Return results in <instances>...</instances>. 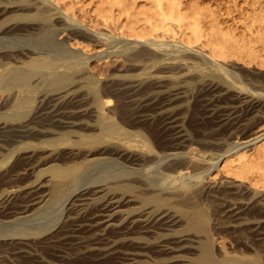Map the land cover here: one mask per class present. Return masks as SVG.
Segmentation results:
<instances>
[{
    "label": "rangeland",
    "instance_id": "1",
    "mask_svg": "<svg viewBox=\"0 0 264 264\" xmlns=\"http://www.w3.org/2000/svg\"><path fill=\"white\" fill-rule=\"evenodd\" d=\"M80 1L84 5L85 13L81 12L77 6L75 7V17L81 19V24L78 26L79 28L72 27L83 32L85 35L84 39L89 42L90 47L88 50H84L83 56L71 58L63 66H56L53 74L48 76V80L41 79L40 83L35 87L33 96L42 93L44 95L63 94L64 98L81 96L80 98L83 100L92 103L90 105L96 110L92 111L94 113L89 111L69 114L70 118L75 120L74 125L58 128L54 126L56 128L54 130L57 131L54 135H50L45 140L37 139V141L31 137L18 136L24 123L33 115L32 112L34 113L33 109L37 103L36 101L29 102L21 109L22 113L25 111L24 116L15 120L10 119L8 121L10 125L7 123L8 129H4L6 126H3L6 114L8 113L7 116L14 114L17 109L12 106V109L5 110V112V107L1 108L0 106V207L3 206L2 209L0 208V227L5 226L4 228H7V225H9L7 230L12 227L15 228L16 223H19L18 221L21 218H23L21 221H24V223L25 220L26 223H34L37 219L51 222L53 220L52 217L58 215L56 216L57 218L54 217L57 222L53 221L55 223L53 227L43 231V234H35L36 236L33 235V237L32 235L31 237L22 236L26 237V240L16 235H1L0 249L6 250H0V264H132L130 260L132 256L137 260L136 264H193L192 257L194 251L196 252L197 250V244H200L202 240L207 238L212 240L216 256L242 257L251 259L252 262L256 261L255 258H260L264 261V189H257L250 185L248 181L225 176L220 171L212 169L214 168L212 165L216 163V159L219 157L218 152L220 153L230 143L248 138L253 132H257L258 129L263 127L264 69L253 65L246 66L233 60L224 62L223 64L226 63V65L221 67L216 62L206 60L203 53L204 49L198 46L185 47L176 39L173 40L170 37H150L141 41L132 38L130 40L125 39L117 33V24L103 25L100 17L88 11V6L86 5L88 0ZM225 1H208L210 2L209 5L214 6V8H211L216 11L217 20L220 22H226L227 18H229L225 8L222 6ZM238 1L240 0H231L232 3L236 4L239 3ZM215 4L217 5L215 6ZM93 23L97 25L94 26ZM89 27L92 29H89ZM93 30H96L98 33ZM54 61L57 63L61 62L56 59ZM17 64L19 62H11L5 68L0 67V75L6 72L4 74L7 76L11 68ZM30 65L37 66L38 68L41 66L43 69V62L39 59ZM4 87L8 88L7 86ZM4 87L2 90L0 89V104L7 101L11 105H15L16 103L12 99L15 94L14 90L12 88L5 89ZM102 98H109L112 102H110L109 112L103 111V108L99 106L100 101L97 102V100ZM106 116H109V118L107 119ZM19 121L22 124H19ZM16 122L18 125L14 124ZM102 122H115L121 126L122 130L127 128L134 131L135 143L138 144L136 145L137 151L148 157V163L144 164L146 166L151 164L150 168H153L152 170H158L154 176L156 174L159 175L160 170V172L163 171L160 174H163L164 177L166 174L173 177L177 175L174 178L181 181V183L176 181V184L173 185L174 190L170 189L172 185H168L170 188L168 186L160 187L162 189L161 194L166 197L169 195L168 198L170 199L173 198L172 202L166 204L167 206H163L162 209L163 211L166 209L168 214L171 212L174 214L177 222L174 223L175 225L173 224L169 229L162 228L161 226L156 229L158 233L131 232L130 225L127 223L128 216H125L123 212L130 206H134L136 204L135 201H129L128 204L118 207L119 209L113 207L114 205L108 206L107 204L108 207L106 206L107 209H105V207H102V201L111 195H107V197L102 198L103 200L99 199L95 203H91L90 199H87L89 202L76 200L77 195L80 194L79 191H82V189H84L82 192L88 190V194L86 193L85 196L90 197L93 192L92 196H94L100 190L96 185H81V188L78 187L76 190H73L72 187V191H75H71L73 194L69 192L66 194L67 196L61 197L63 199H57L59 203L55 201L49 205L50 207L48 205L43 207L45 202L46 204L49 203V201L44 200L48 199L49 196L48 187H50V181L52 180L49 178H53L51 173L46 170L50 165L63 166L79 161L77 164L80 165V170L81 164L85 162L83 159H93L96 157V160L97 158L100 160L103 158L105 160H112L113 158L116 161V157L110 153H105L106 155L104 153L100 155H98L99 153L89 154L87 158L81 157V154L87 150H89L88 152L100 150L103 146H113V143L117 141L116 139L119 137V135L115 137L117 133H112L111 135L105 134L104 136L103 131L100 132V129H94L99 127ZM8 125L9 127L12 126L11 129ZM15 125L17 126L15 127ZM89 125L90 127H88ZM18 127L19 129H17ZM62 128L65 129L61 131ZM94 132L96 133V137L99 138L100 143H92L93 145H89L91 146L89 148V142H86L89 138H84L83 141L79 140L85 137L86 134ZM114 137L116 139H113ZM61 139L64 140L61 141ZM77 139L81 142L74 145ZM47 155L49 156L47 157ZM32 158H36L34 159L32 168L25 167L27 160ZM73 158L77 162L76 160H72ZM22 160L25 161L24 165ZM50 160L52 161L50 162ZM61 160L67 162L64 164ZM139 165L134 166L136 171H142L140 168L145 167V165ZM118 166L122 169L129 168L123 167L122 164ZM136 175H139V173ZM167 175L165 178L170 180L172 177H167ZM45 181L46 184H43ZM167 184L164 183V185ZM178 184L181 185L179 186ZM93 187L97 189L95 188L94 191L92 190ZM151 187L148 189L151 192L157 189V186ZM38 189L41 194H39ZM22 193L25 195L21 197ZM31 195L35 196V198L38 196L39 198L33 200L35 201L33 206L36 209L31 206L32 209H30L33 211L29 209V212L26 211L27 213L23 212V214L19 213V215L15 213L17 214L15 215L12 210H17L16 208H19L21 204L26 203V200ZM24 196L25 198H23ZM43 196H45V199ZM18 197L20 200L22 199L20 202L18 201ZM26 197L29 198L27 199ZM70 200L73 202H69ZM12 202L17 206L11 204ZM37 202L40 204L38 205ZM10 204L11 206L13 205L11 211L14 215L9 209L11 207ZM60 204H63L61 205L62 207L64 206L63 209H61ZM75 206L80 210L79 212ZM7 208L8 210H6ZM56 208H58V211H55ZM69 208L71 211H68ZM73 208L75 211L72 210ZM113 208H115V213L113 212L112 219L108 221L110 224H106L108 223L104 220L106 217L100 214L106 213L105 211L111 212L110 210ZM198 208L204 209L208 215L204 229L199 231L190 228L191 226L187 223L186 215L183 216L187 211ZM89 210L96 211L93 213V211L90 212ZM88 211L91 214H88ZM34 212L35 215L32 218L34 216L36 218H33L34 220L32 219L31 221L29 217ZM36 212L38 214L39 212H44L50 215L45 216L42 213L43 215H40L42 217L45 216V218L43 219L40 215H37L38 217L40 216L37 218ZM25 215L29 217L27 218ZM19 217L21 218L19 219ZM89 217L92 218L89 219ZM97 219L99 220L97 221ZM38 220L35 223H39ZM21 221L19 225L23 223ZM68 221L75 224L73 226H76L75 231L77 232L72 231L73 233L70 234H68L69 232L62 234L63 230H67L70 226L68 225ZM79 221L82 222L80 223ZM91 221L95 222L91 224ZM103 223L105 224L103 225ZM81 229H83L81 232L78 231ZM59 234H62L63 237ZM58 235L62 239L61 237H57ZM135 235L138 238L135 239ZM29 241L30 243H28ZM20 244L26 246L21 247ZM32 244H35V246ZM163 245L164 247H162ZM27 246L35 254L31 249V251L27 249ZM166 246H172L174 249L167 248ZM17 247H19L18 250H16ZM12 250L14 251L12 252ZM131 251L138 254L134 253L135 255H132L130 254ZM19 252L27 254L23 256ZM29 257L32 260L28 261ZM188 257L191 258V262Z\"/></svg>",
    "mask_w": 264,
    "mask_h": 264
},
{
    "label": "bare ground",
    "instance_id": "2",
    "mask_svg": "<svg viewBox=\"0 0 264 264\" xmlns=\"http://www.w3.org/2000/svg\"><path fill=\"white\" fill-rule=\"evenodd\" d=\"M208 1L207 0H88L86 5L88 6V11L93 12L95 16H98L101 18L103 25L108 26L109 24H117V33L120 36L124 37L125 39L130 40V38H132L134 40L141 41V40H145L150 37H153V38L170 37V38H173V40L176 39L181 45L185 47L190 48L193 46H198L204 49L203 53H204V56L206 57V60L216 62V64L221 67H223V65H226V63L223 64L224 62L233 60L235 62H239L246 66L253 65L258 68L264 69V0H240L238 1L239 2L238 4L232 3L231 0H226L222 4V6L225 8L227 12V15L229 16L226 22L224 21L220 22L219 20H217V13L216 11H214V9L211 8V7L214 8V6L209 5L210 2ZM216 5L217 4H215V6ZM76 6L81 10V12L85 13L84 5L80 0H0V67L5 68L7 67V64H10L11 62H15V63L19 62V64L11 68L7 76L4 74L6 72H4L3 75H0V89L2 90L4 86L8 87V88L4 87L5 89L12 88L15 92L12 99H14L13 102L16 103V104L14 103L16 105L15 106L13 104L11 105L10 102L3 100L4 102L0 104L1 108L5 107L4 111L12 109V106L13 108L16 107L17 109V111L15 110L16 112L14 114H9L8 116H7L8 113L6 114L5 123L4 125L2 124L3 126H6L4 127V129L5 128L8 129L7 123L8 121H10V119L15 120L16 118H21L22 116H24L25 111L24 113H22L21 109L24 108L26 104H28L29 102L33 100L37 102L33 109L34 113L32 112L33 115H31L27 119V122H25L24 126H22L21 132L20 133L18 132L19 134L18 133L17 134L18 136L23 135L24 137L25 136L31 137L36 140L37 139L45 140L49 138L50 135L52 134L54 135V133L57 132L54 130L55 128L54 126H57L58 128V127H71L72 125H74L75 120H72L69 114L74 113V112H76L75 114H77V112H81V113L89 112V111L92 112L96 110L93 106L90 105L92 103L88 102L87 100H83L82 98H80L81 96H71V97L64 98L65 96L63 94L62 95H48V94L44 95L43 93L42 94L38 93L39 95L33 96L35 87L38 85V83H40L41 79L48 80V76L53 74L56 66L58 65L63 66L67 64L66 62L70 61L71 58H74V57L78 58V57L83 56L84 50H88L90 47L89 42L84 39L85 35L83 34V32L80 30L74 29L72 27V26H75L76 28H79L78 26L81 24V19H79L78 17H75L74 9ZM93 25L96 26L97 24L93 23ZM89 29H92V28L89 27ZM93 31L98 33L96 30H93ZM37 59L43 62V69L41 68V66L40 68H38L37 66L30 65V64H33V62ZM55 59L60 60L62 63L55 62L54 61ZM228 69H229V66H228ZM16 93L19 95H17ZM98 101H100L99 106L103 108V111H106V112L110 111L109 106L111 105L110 104L111 101L109 98L108 99L102 98L100 100H97V102ZM99 112H100V109H99ZM108 118L109 116L107 117V119ZM21 121H19L20 122L19 124H22ZM109 122L107 123L102 122L103 124L101 123L99 127H96V128L93 127V128L95 130L100 129V132L103 131L104 136L105 134L111 135L112 133H117L115 134V137L116 135H119V137L117 139L115 137L113 138V139H116L117 141L113 143V146H108V145L107 147L103 146V148H101L100 150L99 149L95 151L91 150V152H88L89 150H87L86 152H83L81 154V157L83 156V158H87V155L89 154L99 153L98 155H100L103 153L104 154L110 153L116 157V161H114L112 157L111 158L113 161L111 159L105 160V158H103L104 160L103 159L100 160L98 158L96 160L95 159L96 157H94L93 159H83L85 162L83 163L82 162L83 160L81 161L83 164H81L80 170H79L80 165L77 164L79 163V161L77 162V160L74 158L72 160H76L77 163H72V164L63 165V166L62 165L59 166L56 164H52L49 167L47 166L48 168H46V170L47 172L51 173L53 178L48 177L49 179H52L50 181L51 185L50 187H48L49 188V191H48L49 200L46 199L44 201H49V203L46 204L45 202L43 207L44 206L46 207V205L49 206L51 203L55 201L58 202L57 199L68 194L69 192L71 193L72 187H73V190H76L78 189V187L81 188L80 187L81 185H86V184H88L89 186L96 185L100 188V190H98V192L95 193L94 196H92L94 192L92 194L89 192L92 197L85 196L86 193L88 194L87 192L88 190L82 192L84 190L82 189V191H79L80 194L78 193L79 195H77V197L75 196L76 200L85 202L87 201V199H90L91 203H95L99 199L105 198L107 197V195H111L105 198V200L103 199H102L103 201L101 200L103 203L102 207H105V209H107L109 205H114L113 207L118 208L122 205L128 204L129 201L130 202L135 201L137 205L136 204L134 206L132 205L128 209H125V211L123 212L125 216H128L127 223H129L128 225H130L131 232L158 233L156 232V229L161 226L162 228L169 229L170 226H172L176 222V219L174 217V214H172V212L168 214L166 212V209H164L163 211L162 207L172 202L173 198L170 199L168 198L169 195L166 197L163 194H161V190H162L161 188L162 186L165 187L168 185L169 186L172 185V188H170L169 186L168 187L170 189H173V185L176 184V181H179L175 179L177 175L174 176L175 177L174 178L173 176H168L166 174L167 177H172L170 178V180H167L168 178H165L166 175L164 177L163 174H160L163 172V171L160 172L161 171L160 170L159 175L156 174L158 176L155 175L156 176L155 177L154 174L156 173V171L158 172V170L157 169L152 170L153 168H150L151 164L150 165L148 164V166H146V164L144 163H148V160H147L148 157H145L144 154L139 153V151H137L136 149V145L138 144L135 143L136 140L134 137V134H135L134 131L129 130L127 128L122 130L120 125L116 124L115 122L114 123H109ZM14 124L18 125L17 122ZM14 124L12 125L14 126ZM17 125H15V127ZM11 127L9 128L11 129ZM88 127H90V125ZM17 129H19V127ZM63 129L65 128H62L61 131H63ZM75 135H78V134H75ZM84 138L86 139L89 138L86 141V142H89L88 146L91 145L92 143H97V142L100 143V140L98 137H96L95 132L92 134L91 133L86 134L85 137H82L79 140L83 141ZM136 139L138 140V138ZM62 140L64 139H61V141ZM79 140L78 139L75 140L74 145L80 144L81 141ZM102 140H103V137H102ZM84 144H87V143H84ZM90 147L91 146H89V148ZM218 154H219L218 159L213 158V159H216L217 161L214 165H212V167L214 166V168L212 169H214L215 171H220L225 176H231L238 180L248 181L250 185H252L253 187L257 189L258 188L264 189V125L260 129H258L257 132H253L248 138L228 144V146L222 149L220 153L218 152ZM48 156L49 155H47V157ZM34 159L33 158L28 159L27 162L25 163V167L28 166V168H32ZM56 159L58 158L56 157ZM160 160L162 161V159ZM51 161L52 160H50V162ZM61 161L64 164L65 162H67L63 160ZM24 162L25 161L22 160L23 165H24ZM118 163L122 164L123 167L125 166L129 168L122 169L121 167L118 166L120 165ZM139 164H142V166L145 165V167H143L144 169L140 168L142 169V171H136V168L134 167L135 165H139ZM36 168L34 169L36 170ZM38 173H39V170H38ZM137 173H139V175H136ZM46 181L43 184H46ZM167 182L169 183L167 184ZM179 182L181 183V181ZM164 183H166L167 185H164ZM151 186L153 187L157 186V189L151 192L150 190H148L150 189ZM95 188L96 187H93L92 190H94ZM38 192H39V189H38ZM72 192H75V191H72ZM39 194L41 193L39 192ZM22 195H25V194L22 193L21 197ZM43 197L45 199V196ZM23 198H25V196ZM26 198L28 199L29 197H26ZM36 199H39L38 196L37 198H35V196L31 195V197L28 200H26L27 201L26 203L24 202L25 201L24 200L23 201L24 203L22 202L23 204H21L20 207L18 206L19 208H16L17 210H12V211L14 212V214L17 213L18 215L19 213L23 214V212H26V211L29 212L28 210L31 208V206L35 208V206H33L35 201L33 200H36ZM21 200L19 198L18 201L20 202ZM76 200L74 201L77 202ZM71 201L72 200H70L69 202ZM87 202H89V200ZM11 204H13V202ZM39 204L40 203H38V205ZM61 205L63 204H60L61 209H63L64 206L62 207ZM12 206L9 208L10 211H11ZM15 206L17 205L15 204ZM2 207L0 208L2 209ZM52 208L55 209L54 206H52ZM88 208H90V206H88ZM115 208L110 210L111 212H107V211H105L106 213L100 212L101 213L100 215L106 217L104 218V220L108 222L110 219H112L111 217H112L113 212L115 213V210H114ZM31 209L30 211H33ZM57 209L58 208H56L55 211H58ZM118 209L117 211H119ZM6 210H8V208ZM69 210L70 208L68 209V211ZM72 210L75 211L74 208ZM79 211L80 210L78 209V212ZM89 211L92 212L93 210H89ZM90 212L88 214H91ZM42 213L45 214V216L50 215V214L47 215L44 212H39V214L36 212V216ZM1 214L3 215V213ZM54 214L56 213L54 212ZM33 215H35V212L34 214L30 215V217L27 215L25 216H27V218L28 217L31 218V221H32L33 218H36L35 216L32 218ZM42 215L40 216L42 217ZM45 216L42 218L44 219ZM183 216L187 217L186 218L188 221L187 223L190 224L191 226L190 228H194L198 231L204 229L205 224L208 219L207 213L204 211V209H201V208L194 209V210L191 209L187 211L186 214L184 213ZM39 217L37 216V218ZM54 217H52L53 220L50 219L52 220L51 222H44L41 219H39L41 220L39 221L37 219L39 223H35L37 220L34 223L33 222L26 223V220H25V223H24V221H21V219L23 218L19 217V219L21 218L20 221L23 223L19 225L20 221H18L19 223H16V221L13 220L17 224V225L15 224L16 225L15 228L12 227L7 230L9 225H7V228H4L5 226L4 227L2 226V228L0 227L1 228L0 237L1 235L2 236L3 235L4 236L16 235L19 237H22V236L31 237L32 235L33 237V235L35 234H39V233L43 234L42 233L43 231L48 230L54 226L55 223L53 221L57 222L56 221L57 217L56 218ZM86 217H87V214H86ZM91 218L89 217V219ZM98 220L99 219H97V221ZM92 221H91V224L95 222V221L94 222ZM104 224L105 223H103V225ZM106 224H110V223L108 222ZM64 225H67V224H64ZM68 225H70L69 228L65 231L63 230L62 234L66 232L67 233L69 232L68 234H70V233H73L72 231H75L76 226H73L75 225L73 224V222L72 223L69 222ZM78 228L79 227L77 223V229ZM82 230L83 229L78 230V231L81 232ZM62 234H59V235H62ZM59 235L57 237H61ZM4 238L6 239V237ZM136 238L138 237H136L135 235V239ZM20 243L22 244L21 240H20ZM28 243H30V241ZM22 246L25 247L26 245H21V247ZM33 246H35V244ZM162 247H164V245ZM166 247L173 248L172 246L171 247L166 246ZM18 248L19 247H17L16 250H18ZM27 249H29L28 246H27ZM196 249L197 250L196 252L194 251L193 257H192L193 264H264V261H262L260 258L259 259L255 258L256 261L252 262V260L248 258L235 257V256H224V255H222L221 257L216 256L214 249H213L212 240L208 238L205 240H202L200 244H197ZM0 250H6V249H0ZM13 251L14 250H12V252ZM9 252L12 253L11 251ZM134 253L136 252L131 251L130 254L135 255ZM20 254H23L24 256V254H27V253L24 252ZM30 259L31 257L28 258V261ZM188 259L191 262L190 260L191 258L188 257ZM130 260L132 264H136L137 260H135L134 256H132ZM34 262H37V261H34ZM26 264H29V263H26Z\"/></svg>",
    "mask_w": 264,
    "mask_h": 264
}]
</instances>
